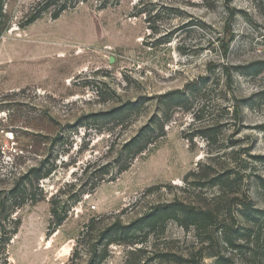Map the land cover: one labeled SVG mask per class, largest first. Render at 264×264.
<instances>
[{
	"label": "rangeland",
	"instance_id": "rangeland-1",
	"mask_svg": "<svg viewBox=\"0 0 264 264\" xmlns=\"http://www.w3.org/2000/svg\"><path fill=\"white\" fill-rule=\"evenodd\" d=\"M54 1L0 0V173L52 170L9 264H264V0H81L29 23Z\"/></svg>",
	"mask_w": 264,
	"mask_h": 264
},
{
	"label": "trees",
	"instance_id": "trees-1",
	"mask_svg": "<svg viewBox=\"0 0 264 264\" xmlns=\"http://www.w3.org/2000/svg\"><path fill=\"white\" fill-rule=\"evenodd\" d=\"M80 1L81 0H56L54 1L55 3L51 2L50 5L49 3L44 4L42 8L37 11V14L29 21V23L36 20L42 12L47 11L53 4L58 8L54 13V18H58L68 9V7H70V2H72L71 5L73 6ZM175 98H177L176 95ZM134 143L135 141L132 142L131 145ZM145 149L146 147L140 145L138 147L137 154ZM32 154H35L36 156L38 155L37 151H34ZM20 157L22 156L18 155L17 159ZM44 161H42V163ZM21 169V164H18L15 161L11 167L8 168V171L0 173V183L8 181L11 185V187H0V264H9V247L12 244L14 237L18 235L23 222L19 215L20 211L28 204L35 205L38 202L45 200V197L41 192L43 190L39 184L42 179L48 178L52 172L51 169H46L45 164L32 166L27 170ZM126 169L127 167H122L119 172H124ZM235 175V178L240 179L239 174L236 173ZM240 205L243 206L245 210L244 215L249 220L254 221V209L249 203V200H243L240 202ZM166 208L168 211L166 210L164 213L165 215L169 214L172 219L176 220L178 218L179 220H182L183 218L182 222H184L183 224L185 225H198L202 224L204 221H209L207 212L196 211L195 209L187 207L182 203L170 204L169 206H166ZM51 213L56 221V227L62 225L67 218V211L64 210V208H60L57 202L54 201H52ZM161 216L164 215L161 214ZM180 216L183 217L181 218ZM101 262L102 259H100L95 253L94 258H92L89 264H101ZM217 264L222 263L217 262Z\"/></svg>",
	"mask_w": 264,
	"mask_h": 264
}]
</instances>
